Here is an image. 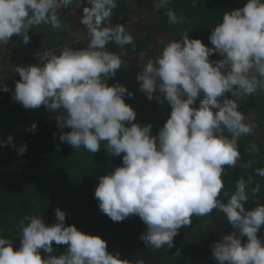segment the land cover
Masks as SVG:
<instances>
[{"label": "clouds", "instance_id": "clouds-1", "mask_svg": "<svg viewBox=\"0 0 264 264\" xmlns=\"http://www.w3.org/2000/svg\"><path fill=\"white\" fill-rule=\"evenodd\" d=\"M171 2L154 0L153 6L166 10L169 24L184 23L186 18L169 7ZM80 3L86 4L79 21L88 37L86 46H65L59 54L46 50L39 56L41 63L14 66L20 79L13 99L25 109L44 106L56 113L58 127L71 129L60 134V141L77 151L94 154L103 143L112 156H122V166L98 178L94 197L114 222L138 216L145 225L139 239L146 248H172L179 229L190 225L193 216L218 210L232 231L211 245L217 264H264V241L257 236L264 226V204L245 207L251 177L235 182V190L225 193L227 202L219 199L225 168H235L241 159L238 141L255 127L246 122L237 99L264 92V0H244L242 7L225 11L208 37L213 47L183 32L143 64L136 75L139 91L171 109L155 136L150 123L135 122V110L125 103L123 97L133 93L119 83H106L123 62L108 46L134 47L124 25L111 23L117 0H0V46L13 35L27 45L29 30L40 25L67 30L59 10ZM72 35L83 39L79 32ZM213 53L222 59L210 61ZM144 57L141 52L140 60ZM0 91H9L8 86L0 83ZM36 128L34 122L28 131ZM4 146L18 155L27 151L11 135L0 141ZM249 152L259 148L253 143ZM255 173L264 177V168ZM260 190L257 183L251 193ZM54 212L51 225L41 215H26L18 224V246L0 236V264H132L108 252L99 236L65 225L64 211ZM53 243L66 245V250L54 255Z\"/></svg>", "mask_w": 264, "mask_h": 264}, {"label": "trees", "instance_id": "trees-1", "mask_svg": "<svg viewBox=\"0 0 264 264\" xmlns=\"http://www.w3.org/2000/svg\"><path fill=\"white\" fill-rule=\"evenodd\" d=\"M126 2L135 4L129 9L131 12L140 13L145 10L156 18L154 34L164 33L171 41L176 40L172 38V29L176 28L179 32H188L190 39H200L207 47H213L208 37L212 28L222 20L223 13L240 8L244 4V0H195V2L172 0L169 7L177 15H183L186 20L182 24L171 25L167 21L166 10L156 9L153 6L154 0ZM16 37L22 49L17 56L8 57V61H12L9 65L41 63L35 54L32 55L35 58H25V53L33 54L31 39L25 45L20 37ZM209 59L215 61L222 57L213 53ZM115 76V81L121 82L125 79L124 75L118 73ZM4 79L0 78V83L7 85L9 91H0V141H6L11 135L13 143L17 146L26 144L27 151L23 155H18L10 146L0 147V236L11 239L14 245L18 246L20 238L18 224L26 215H41L44 223L51 225L56 222L54 210L59 208L66 213L65 225H74L85 234L99 236L107 242L108 252L118 254L119 259L129 260L132 264L138 259L144 260V264H217L211 254V245L232 231L222 212L214 210L211 213L216 216V224L212 225L193 216L190 225L179 229L173 240L174 246L170 249L146 248L139 239L145 225L138 216L114 222L99 210L94 197L98 178L110 174L115 167L122 166V156H112L106 151L103 143L100 151L93 154L83 148L77 151L60 141V134L71 129L58 127L56 113L46 110L44 106L38 109H25L13 99L15 82L20 79L18 73L12 71ZM137 95L133 93L132 97L125 96L123 99L130 105ZM225 95L231 98L230 94ZM263 102L264 92L237 99L239 109L260 114L261 119H256V125L261 131L253 139L249 135L239 139L241 159L235 168L226 167L222 177L224 189L219 199L223 202H227L228 196L225 193L231 194L235 190V182L239 178L248 180L251 177L248 186L249 200L245 207L254 208L258 203L264 204V177L255 173L257 168H264ZM198 104L193 106L198 107ZM151 117L144 115L136 122L142 126L150 123L151 134L155 136L166 120ZM34 122L37 128L33 133L28 129ZM253 143L259 148V152H249V147ZM260 158L262 160L258 161ZM244 164L248 167L241 166ZM257 183L260 184L261 190L252 194L251 189ZM257 236L264 241V226L258 231ZM241 239L243 243L247 238ZM66 247L53 243V254L63 253Z\"/></svg>", "mask_w": 264, "mask_h": 264}, {"label": "rangeland", "instance_id": "rangeland-1", "mask_svg": "<svg viewBox=\"0 0 264 264\" xmlns=\"http://www.w3.org/2000/svg\"><path fill=\"white\" fill-rule=\"evenodd\" d=\"M129 3V4H128ZM126 2V0H117V7L113 10V15L111 17V23L112 24H123L126 31L128 33H134L136 34V29H138L139 32H142L143 35L151 36L152 42L150 43L151 40L148 42L150 43L148 45V49L146 50V54L149 55V58H144V60L148 59H155L157 55H159V52L156 54L157 51H159L165 44H167L170 40V38H166L164 35H155L154 30L156 29V18L152 16L151 13L143 10L140 13L131 12L129 9L132 8L135 4L132 2ZM86 6V4L80 3V4H74L70 7L63 8L59 10V15L62 23L66 24L67 30L64 29H59V30H54L51 28V26L45 25V26H37L35 27V30H31V41L33 44V54H30L32 52H27L25 53L26 56H30V58H34V55L36 57H39L41 53H43L46 50H54L55 52H59L63 47L68 46L72 48H81L82 44H86L88 37L85 33V30L83 26L80 24V18L82 14V8ZM131 12V13H130ZM178 30V29H177ZM176 28L172 29L173 32V39H179L180 34L183 32L177 31ZM46 32L48 33L46 35ZM74 32H79L81 36H83L82 40H77L72 34ZM56 37H55V36ZM166 35V34H165ZM139 40V39H138ZM139 42H147V40L140 41ZM113 44H110L112 46ZM8 46V45H7ZM16 45L10 44L7 48H5L6 53L9 54L10 56H17L19 53L17 50H15ZM20 52V49L18 50ZM132 59V58H131ZM143 60V61H144ZM131 61V60H130ZM133 61V60H132ZM41 62V61H40ZM9 72L12 73L13 67L10 66ZM141 71V70H140ZM139 73V70L135 71V74ZM127 74L126 76L129 77V81L132 82L134 85L132 88L127 89L130 92H133L135 90L139 89V84L136 79V75ZM137 99H140L137 98ZM140 102V112L143 115H152L154 117H166L170 114L169 111H167V108H163L161 104H159L155 98L152 100H149L147 97L142 98L139 100ZM264 104V102H263ZM242 111L246 117V122L253 123L255 127L253 128L252 134L249 136L253 139L256 136L259 135L261 128L256 125V119L260 120V114H254L251 112H248L243 109H239ZM254 117H253V116ZM259 115V116H258ZM264 119V118H263ZM262 160V158L258 159V161ZM215 218L216 216L213 214H209L207 218H200L199 219H204V221L208 222V224H216L215 223Z\"/></svg>", "mask_w": 264, "mask_h": 264}, {"label": "crops", "instance_id": "crops-1", "mask_svg": "<svg viewBox=\"0 0 264 264\" xmlns=\"http://www.w3.org/2000/svg\"><path fill=\"white\" fill-rule=\"evenodd\" d=\"M132 14H134V12ZM42 26H45V25H42ZM31 30L32 31L35 30V27L33 29H30L29 32H28L30 39L32 37L31 33H30ZM135 33L136 34L130 33L132 35L133 39L136 40L135 44H134V47L132 45H126L123 48H120V47L116 46L115 44H113L112 46H110V48H108V50L113 51V52H115V53H117L118 55L121 56V59H122L123 62H122V65H121V69L118 70L117 73L120 74V75H124L125 76V79L123 81H121V82L119 80L115 81L116 76H114V78L110 77L106 81V83L109 86L114 85L116 83H119L121 85H124L127 89H130L134 85H136V84H132V82H130L129 79H128L129 77H127L126 75L129 74V76H130L131 74L132 75L135 74V71L139 70V72H140V70H142L143 64L146 63L147 60L141 61L140 60V53L141 52L145 53V57L144 58H149V55L146 54V50L148 49V45L152 42V40H151V37L149 38L148 34L144 36L142 32L138 31V29H136ZM47 34L48 33L46 32V35ZM155 35H157V34H155ZM158 35H164L167 38V36L164 33H159ZM138 39L140 41L147 40V42L146 43L145 42H139ZM149 40H151L150 43L148 42ZM168 40H170V39H168ZM10 44L16 45L15 50H17L18 53H19L18 50L22 49V46L20 45L19 40L17 39L16 35H13L10 38L9 43L7 45L10 46ZM136 44H137V46H136ZM7 45L0 46V78L3 77V79L8 74L9 68H11V67H9L10 66L9 64L12 63V61H8V57H15V56H10L9 54L6 53L5 48L8 47ZM81 48H83V47H81ZM135 49H137V51H135ZM158 52L159 51H157L156 54ZM57 54H59V52ZM38 56H40V55H38ZM25 58L29 59L30 56H26L25 55ZM37 58H39V57H37ZM209 60L212 61V59H209ZM138 84H139V82H138ZM132 93L138 94L137 98H139V97H140V99L146 98V95L144 93L140 92L139 89L133 91ZM137 98L130 104V106L136 112V121H139L138 118L141 117V116H144V115L139 111L140 108H141L140 102H139L140 99H137ZM197 103H199V98L197 99ZM161 105H162L163 108L164 107L167 108L166 109L167 111H169V112L171 111L170 106L166 102L164 104H161ZM151 118L158 119V120H166L168 118V116L159 117V118L152 116Z\"/></svg>", "mask_w": 264, "mask_h": 264}]
</instances>
